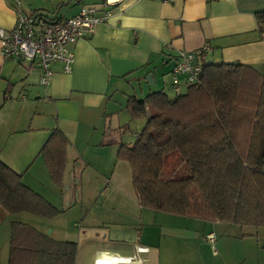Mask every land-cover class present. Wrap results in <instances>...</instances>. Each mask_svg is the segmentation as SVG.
Masks as SVG:
<instances>
[{
	"label": "crops",
	"instance_id": "1",
	"mask_svg": "<svg viewBox=\"0 0 264 264\" xmlns=\"http://www.w3.org/2000/svg\"><path fill=\"white\" fill-rule=\"evenodd\" d=\"M20 1L18 6L16 0H0V28L14 24L18 7L64 18L95 2ZM263 10L264 0H125L106 23L70 45L74 54L70 72L54 63L46 86L38 83V67L3 58L0 50V161L57 209V198L69 196L81 181H105L104 192L120 194L127 170L115 156L118 145L100 143L105 133L121 143L135 141L138 132L133 138L126 133L128 112L120 115L127 97L137 95L130 92L132 81L150 73L154 84L155 72L167 67L160 76L167 73L179 52L201 53L204 45L209 49L202 54L203 61L250 64L264 74V40L254 15ZM139 85L137 96L142 99L150 88L145 92ZM55 129L67 139L61 187L50 181L39 153ZM73 194L79 198L76 189ZM152 212H145L146 225L117 219L102 225L120 226L85 229L84 239L75 241L76 264H93L98 252L131 256L137 246L149 249L142 264H264L263 227ZM22 215H10L0 205V264H7L9 223L25 222ZM210 233L213 244L206 239Z\"/></svg>",
	"mask_w": 264,
	"mask_h": 264
},
{
	"label": "trees",
	"instance_id": "2",
	"mask_svg": "<svg viewBox=\"0 0 264 264\" xmlns=\"http://www.w3.org/2000/svg\"><path fill=\"white\" fill-rule=\"evenodd\" d=\"M254 15L264 40V10ZM203 53L196 54L200 81L183 93L169 96L161 88L142 99L127 97L129 117L144 119L132 144L106 133L100 144L118 145L115 156L129 164L141 208L264 228V74L250 64L204 62ZM51 133L39 153L50 181L61 187L67 139L57 129ZM169 155L177 156L185 173L162 179ZM0 205L10 215L45 219L61 213L1 161ZM9 224L7 264H76L75 241L54 239L22 221Z\"/></svg>",
	"mask_w": 264,
	"mask_h": 264
},
{
	"label": "built area",
	"instance_id": "3",
	"mask_svg": "<svg viewBox=\"0 0 264 264\" xmlns=\"http://www.w3.org/2000/svg\"><path fill=\"white\" fill-rule=\"evenodd\" d=\"M16 2L20 6L21 1ZM122 2L125 0H95L82 5L75 15L64 18H48L34 12H23L17 6L14 24L8 29L0 28L1 55L3 58H16L38 67V83L46 86L54 74V63H60L63 72H70L74 61L70 45L89 36L97 25L106 23L112 10ZM207 49V45L202 47V51ZM196 54L193 51H181L177 54L173 66L166 73V76L172 77L168 85L172 94L179 95L189 85L199 83L201 63ZM206 239L213 244L214 235L210 233L206 235ZM148 252L149 249L144 246H137L136 253L131 256L98 252L93 264H96V258L100 255L111 259L109 263L103 264H142Z\"/></svg>",
	"mask_w": 264,
	"mask_h": 264
},
{
	"label": "rangeland",
	"instance_id": "4",
	"mask_svg": "<svg viewBox=\"0 0 264 264\" xmlns=\"http://www.w3.org/2000/svg\"><path fill=\"white\" fill-rule=\"evenodd\" d=\"M207 54L208 53H206L205 55ZM165 69H167V67L159 70L162 72ZM161 72H155L157 75L155 78L157 80L154 84L149 82L147 83L146 78H143V75H141V78H137L138 80H133L132 84L129 85L130 92L136 93L138 96H140L141 90L139 84H141L143 89L142 91L146 92V90H148L149 88L150 91L164 88L168 95L172 96L173 94L168 87L169 83L172 80V77L165 75L160 76ZM123 106L121 108L120 115L126 116L125 113H127V111L125 110V108H123ZM127 120L128 122L126 123V126L128 127V129L126 133L127 135H129V137L133 138L135 137V133L139 132V129L143 127L144 119L142 117L140 119L131 120L128 116ZM127 135L125 136L126 140ZM102 146L110 145L105 144ZM117 160L119 159L117 158ZM122 162L124 163V168L127 170V178L123 180L122 192L120 194H115L114 192H104L103 190H105V186L107 183L105 181L94 183L81 181L76 188H73L72 191H69V196H64V198H57V206L62 210L58 216L44 220L43 218H37L36 216L30 214H23L21 216L22 218H24L23 221H29L31 223L34 220L39 221L35 223L36 225H33L37 229L50 234L55 239H72L71 241H80L84 239V236L82 234L83 231H86L85 229L92 228L93 226L97 228H101L104 226H120L102 225L103 222L108 221L115 223L117 222V219H122L124 223L128 224L139 221L138 225H146L145 221L147 220L148 216L145 212H149L151 214L153 212L146 209L143 210L140 208V206H138L139 204L137 197L133 193L134 191L131 186V181H129L131 176L130 166L126 161ZM181 165L182 164H180V160H178L176 155H169L166 160V164L165 166H163L164 168L161 171L162 179L182 176L185 172L184 168ZM75 189L79 192V198L74 196L75 194H73L75 192ZM112 193L115 194V196L110 195ZM141 211L144 212L142 213ZM162 214L163 213H160L158 215ZM140 220H142V224Z\"/></svg>",
	"mask_w": 264,
	"mask_h": 264
},
{
	"label": "bare ground",
	"instance_id": "5",
	"mask_svg": "<svg viewBox=\"0 0 264 264\" xmlns=\"http://www.w3.org/2000/svg\"><path fill=\"white\" fill-rule=\"evenodd\" d=\"M97 262H96V264H103V263H105V261H106V259H110V257L109 256H98L97 258ZM111 260V259H110ZM109 260V261H110ZM108 261V262H109Z\"/></svg>",
	"mask_w": 264,
	"mask_h": 264
},
{
	"label": "water",
	"instance_id": "6",
	"mask_svg": "<svg viewBox=\"0 0 264 264\" xmlns=\"http://www.w3.org/2000/svg\"><path fill=\"white\" fill-rule=\"evenodd\" d=\"M151 74L149 73L145 78H146V81L150 82V83H153V79L151 78Z\"/></svg>",
	"mask_w": 264,
	"mask_h": 264
}]
</instances>
